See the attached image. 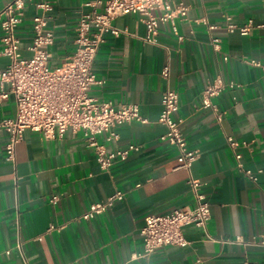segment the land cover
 Instances as JSON below:
<instances>
[{
    "label": "crops",
    "instance_id": "crops-1",
    "mask_svg": "<svg viewBox=\"0 0 264 264\" xmlns=\"http://www.w3.org/2000/svg\"><path fill=\"white\" fill-rule=\"evenodd\" d=\"M13 1L0 0V11ZM44 1L52 6L48 28L55 34L49 66L57 68L75 52L80 16L94 0L28 1L17 28L23 58L31 57L33 19ZM165 1L188 8L176 21L181 42L168 25L160 26L155 44L146 42L141 16H119L114 26L123 33L106 34L94 62V73L104 83L93 86L90 96L136 104L148 121L119 127L117 141L108 143L107 134L98 141L110 150L135 145L138 151L104 171L82 133L69 130L62 139L45 140L27 130L10 162L9 134L0 128V264H264V247L251 244L264 238V72L250 64L264 62V0ZM227 17L238 25L252 20L253 27L247 35L231 34ZM2 36L0 28V69L8 64ZM214 38L220 40L219 50ZM166 67L168 77L162 76ZM217 78L237 86L211 98L221 120L202 107L205 88ZM168 90L179 94L176 116L184 120L189 147L198 151L189 171L179 167L176 148L160 139L166 133L158 123L161 100ZM15 115L11 97L0 106V122ZM247 170L256 181L245 175ZM190 178L200 180L211 205L207 232L187 226V246L138 257L148 216L194 208ZM117 192L124 194L123 201L82 219L91 205Z\"/></svg>",
    "mask_w": 264,
    "mask_h": 264
},
{
    "label": "built area",
    "instance_id": "built-area-1",
    "mask_svg": "<svg viewBox=\"0 0 264 264\" xmlns=\"http://www.w3.org/2000/svg\"><path fill=\"white\" fill-rule=\"evenodd\" d=\"M28 1L14 0L0 11V28L3 33L1 53L8 59L7 66L0 69V106L11 97L16 104L15 117L0 122V128L9 134L5 147L7 160L15 161L16 146L23 140L27 130L39 132L45 140L62 139L71 130L73 133H82L87 145L94 149L100 168L109 170L116 161H125L139 147L131 145L127 149L110 150L108 146L99 143L98 137L107 134L106 141L111 143L119 140V127L132 122L148 121L141 116L136 104L116 105L112 101H99L90 96L89 91L93 86L104 83L97 79L93 69L97 51L104 43L106 34L119 37L123 33L114 26V20L131 14L142 17L147 29L146 42L156 43L155 38L161 25L170 26L181 42L183 37L178 32L176 21L186 17L188 8L182 4L173 8L165 0H94L87 4L90 10L80 16L75 52L61 66L51 68L49 47L55 42V34L48 28L53 18V9L47 1L38 4L40 14L33 19V38L28 48L31 57L23 58L21 55L17 28ZM252 27V20L238 25L232 22V18H226V29L231 34L237 32L247 35ZM217 28L210 27L212 30ZM212 43L214 49L219 50L220 40L214 38ZM227 59L225 57L224 60ZM250 64L264 72V62L251 61ZM162 76H169L168 67L162 70ZM236 87L234 83L215 79L203 92L202 107L213 110L221 120L223 114L211 103V98L227 88ZM161 103L158 123L166 128V133L160 139L176 148L179 167L189 171L198 157V151L189 147L183 132L184 120L176 116L179 110L178 92H164ZM228 142L231 147L237 145L233 138H229ZM236 158L240 160L241 156L237 155ZM245 175L252 181L257 180L249 170L245 171ZM188 186L195 198L194 208L176 209L164 216H148L142 229L144 248L138 257L149 258L157 250L169 246H187L188 241L183 233L187 226L207 232L211 205L200 189V180L190 178ZM56 199L53 198L52 202ZM123 200L124 194L117 192L107 200L91 205L82 219H93ZM251 244L264 247V238L254 240ZM6 254L9 255L10 251Z\"/></svg>",
    "mask_w": 264,
    "mask_h": 264
}]
</instances>
